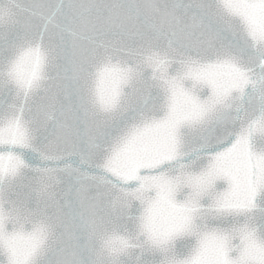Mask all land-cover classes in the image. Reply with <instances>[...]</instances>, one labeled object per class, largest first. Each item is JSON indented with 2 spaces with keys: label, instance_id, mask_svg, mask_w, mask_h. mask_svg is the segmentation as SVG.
<instances>
[{
  "label": "snow or ice",
  "instance_id": "6c2138e0",
  "mask_svg": "<svg viewBox=\"0 0 264 264\" xmlns=\"http://www.w3.org/2000/svg\"><path fill=\"white\" fill-rule=\"evenodd\" d=\"M0 264H264V0H0Z\"/></svg>",
  "mask_w": 264,
  "mask_h": 264
}]
</instances>
